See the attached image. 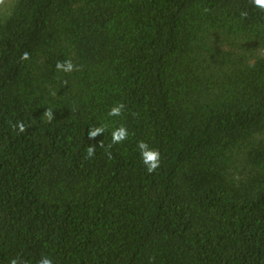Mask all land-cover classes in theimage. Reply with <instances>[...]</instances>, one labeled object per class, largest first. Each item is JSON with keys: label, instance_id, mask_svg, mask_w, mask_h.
Masks as SVG:
<instances>
[{"label": "trees", "instance_id": "trees-1", "mask_svg": "<svg viewBox=\"0 0 264 264\" xmlns=\"http://www.w3.org/2000/svg\"><path fill=\"white\" fill-rule=\"evenodd\" d=\"M65 60L70 73L55 67ZM141 140L161 154L151 174ZM43 256L264 264V10L0 0V264Z\"/></svg>", "mask_w": 264, "mask_h": 264}, {"label": "clouds", "instance_id": "clouds-1", "mask_svg": "<svg viewBox=\"0 0 264 264\" xmlns=\"http://www.w3.org/2000/svg\"><path fill=\"white\" fill-rule=\"evenodd\" d=\"M252 4L264 10V0H252ZM242 15H246V13H243ZM23 60L29 59V53L25 52L22 57ZM56 69L57 71H63L65 73H70L74 70V65L71 60H65V61H58L56 63ZM125 109V105L123 103H118L114 106H112L108 112L109 117H119L123 114V111ZM44 116L51 121L53 118V113L51 109H48L44 112ZM14 128H18L19 131L22 133L25 131V125L22 122H17L16 125L13 126ZM106 130V126H99V127H93L89 130V139L94 140L97 136L102 135ZM128 130L125 126L121 125L118 128L114 129L111 132V138L113 144H119L125 141L128 138ZM101 146H103L101 142ZM137 148L140 153L141 161L145 165L146 170L149 174L153 173L155 170H157L160 167L161 162V154L158 149L150 148L148 143L145 141H139L137 144ZM96 147L95 146H89L87 149V154L85 156V159H90L93 157L95 153ZM10 264H18V260L16 258H13L10 261ZM19 264H24L23 260L19 261ZM39 264H53L52 260L47 257L43 256L41 257Z\"/></svg>", "mask_w": 264, "mask_h": 264}]
</instances>
